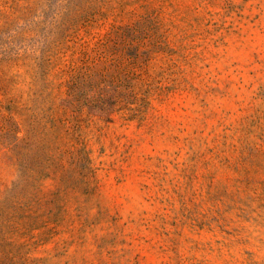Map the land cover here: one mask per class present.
Masks as SVG:
<instances>
[{"label": "rangeland", "instance_id": "obj_1", "mask_svg": "<svg viewBox=\"0 0 264 264\" xmlns=\"http://www.w3.org/2000/svg\"><path fill=\"white\" fill-rule=\"evenodd\" d=\"M0 264H264V0H0Z\"/></svg>", "mask_w": 264, "mask_h": 264}]
</instances>
